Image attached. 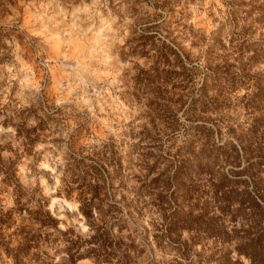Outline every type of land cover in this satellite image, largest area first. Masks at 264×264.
Listing matches in <instances>:
<instances>
[{
  "label": "rangeland",
  "instance_id": "374dc122",
  "mask_svg": "<svg viewBox=\"0 0 264 264\" xmlns=\"http://www.w3.org/2000/svg\"><path fill=\"white\" fill-rule=\"evenodd\" d=\"M262 88L264 0H0V264H250L164 230L250 179Z\"/></svg>",
  "mask_w": 264,
  "mask_h": 264
},
{
  "label": "trees",
  "instance_id": "16d2710c",
  "mask_svg": "<svg viewBox=\"0 0 264 264\" xmlns=\"http://www.w3.org/2000/svg\"><path fill=\"white\" fill-rule=\"evenodd\" d=\"M256 103H252L251 108L253 111L264 110V88H262L255 96ZM251 105V104H250ZM263 107V108H262ZM204 128V127H203ZM208 133H213L212 128L207 129ZM248 141H253L258 144V156L257 161L253 158L247 157L248 165L242 168L239 172L232 173H244L249 172L250 179L244 180L232 179L225 176V182L217 184L219 190V213L215 218H212L214 225L204 226L201 223L200 216L196 219L173 221L165 228V237L169 242H178V249L182 246L179 240L181 236L180 232L184 230L192 231L196 229L201 233H204L209 238H215L222 243L235 242V251L239 257L245 256L250 260V264H264V177L258 174L261 171L252 172V167L256 165L264 166V118L255 117L247 132ZM209 136V135H208ZM244 155L248 154V148H243ZM238 152L237 160L233 163H237L240 157V150L236 147ZM252 152V150L250 151ZM182 171V170H179ZM264 171V170H263ZM230 183L242 184L243 188L239 189H227L231 186ZM225 217H230V222L235 224L232 229H228L225 223ZM240 224V226H236ZM197 225V226H194ZM80 257L76 254L69 253V264H76ZM17 264H19L16 258ZM219 264H243L239 259L232 258V252L228 251L224 253Z\"/></svg>",
  "mask_w": 264,
  "mask_h": 264
}]
</instances>
